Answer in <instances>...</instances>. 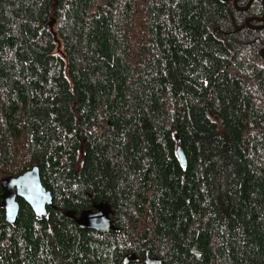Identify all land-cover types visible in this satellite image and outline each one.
Here are the masks:
<instances>
[{"label": "trees", "instance_id": "trees-1", "mask_svg": "<svg viewBox=\"0 0 264 264\" xmlns=\"http://www.w3.org/2000/svg\"><path fill=\"white\" fill-rule=\"evenodd\" d=\"M0 0V264H264L262 0ZM178 147L185 156L183 164ZM105 201L114 229L79 225ZM134 253L138 261H124Z\"/></svg>", "mask_w": 264, "mask_h": 264}, {"label": "water", "instance_id": "water-1", "mask_svg": "<svg viewBox=\"0 0 264 264\" xmlns=\"http://www.w3.org/2000/svg\"><path fill=\"white\" fill-rule=\"evenodd\" d=\"M237 2L238 0H234ZM253 0H248L247 4L245 6H242L241 9H247L251 2ZM263 4V13L261 17H256L257 20H264V0H262ZM249 23V22H248ZM261 27V26H256ZM260 54L262 57H264V46L260 50ZM178 155L181 159V161L185 162V157L180 148L177 149ZM7 182V186H4L5 193L1 195L4 198L3 205L5 206V215H6V221L8 223H12L17 215L18 212V202L16 201L15 195L22 197L26 202H28L33 209H35L38 212V217H41L43 213L45 212V205L49 204L51 202V196L50 192L45 189V187L42 185L39 177V170L37 166H33L21 174L9 177L4 179ZM101 210L96 212V214L89 215V212H82L80 213V218L77 219L79 224L81 225V221L83 220L85 222L83 223L84 226L93 227L95 229L99 230H106L110 228V222L107 219V212H110L108 209V205L106 202H102ZM68 217L73 218L74 213L68 212ZM149 257H145L144 262L147 264H150V261H155L157 264L160 263V260L158 259H152ZM130 259H136L134 254L130 257Z\"/></svg>", "mask_w": 264, "mask_h": 264}, {"label": "bare ground", "instance_id": "bare-ground-1", "mask_svg": "<svg viewBox=\"0 0 264 264\" xmlns=\"http://www.w3.org/2000/svg\"><path fill=\"white\" fill-rule=\"evenodd\" d=\"M239 1V0H238ZM235 2V1H234ZM248 2V1H247ZM235 3H237V2H235ZM252 3V2H251ZM247 4V3H246ZM251 5V4H250ZM245 6V5H244ZM242 7V6H241ZM257 17H261V16H257ZM257 20L256 19V17L255 16H252V17H249V18H247L246 19V22L248 23V22H250L251 20ZM257 21H261V20H257ZM262 21H264V20H262ZM249 24V23H248ZM256 26H261V27H264V24H261V25H255V27ZM260 28V27H259ZM178 148H180V147H178ZM181 149V148H180ZM179 156V155H178ZM185 157V156H184ZM180 158V157H179ZM181 160V159H180ZM182 162V161H181ZM185 162H186V160H185ZM185 162L183 163V164H185ZM33 166H37V165H32L31 167H33ZM31 167H29V168H31ZM38 167V166H37ZM29 168H27V169H29ZM26 169V170H27ZM38 170H39V168H38ZM24 172V171H23ZM21 174V173H20ZM19 175V174H18ZM15 176H17V175H15ZM9 177H14V176H9ZM9 177H3L2 178V181H1V186H2V192H0V206H2V207H4V210L6 211V209H5V206L3 205V201H4V198L1 196V195H3L4 193H5V191H4V186H7V182L4 180V179H6V178H9ZM39 177H40V173H39ZM40 181H41V178H40ZM42 183V182H41ZM42 185L45 187V185L42 183ZM45 189L46 190H48L46 187H45ZM49 192H50V190H48ZM50 196H51V202H52V195H51V192H50ZM17 197H20V196H17V195H15V198H16V201H17ZM22 198V197H21ZM23 199V198H22ZM24 200V199H23ZM25 201V200H24ZM18 202V201H17ZM26 202V201H25ZM51 202L49 203V204H51ZM102 202H105V201H101L99 204H97V205H95V208H97L95 211H92V210H82L80 213H82V212H89V215L91 214V215H93V214H96V212H98L99 210H101V205L103 204ZM26 203H28V202H26ZM29 204V203H28ZM49 204H46L45 205V212L43 213V215L41 216V217H43L45 214H46V206L47 205H49ZM18 205H19V203H18ZM30 205V204H29ZM108 205V204H107ZM30 207H31V205H30ZM31 209H32V211L34 212V214L38 217V212L35 210V209H33L32 207H31ZM99 209V210H98ZM108 209H109V206H108ZM18 210H19V208H18ZM18 213V212H17ZM80 213H79V215L75 218L74 216H73V218L76 220V222L79 224V222L77 221V219H79L80 218ZM110 213H111V210H110V212H107V219L109 220V222H110V228L109 229H106V230H100V231H107V230H110V229H114V227H113V225H112V220H111V218H110ZM68 214V213H67ZM90 215V216H91ZM17 216V215H16ZM41 217H39V218H41ZM16 219V218H15ZM5 220H6V215H5ZM15 221V220H14ZM14 221L12 222V223H14ZM7 222V221H6ZM82 223H81V225L82 226H84V224L83 223H85L86 222V219H85V222L82 220L81 221ZM8 223V222H7ZM12 223H10V224H12ZM80 225V224H79ZM89 227V226H88ZM93 228V227H92ZM95 229V228H94ZM97 230H99V229H97ZM132 254H134V253H131V255H129V256H125L124 257V261H129V260H133V261H138V257L134 254V256H135V258L136 259H130V257L132 256ZM145 257H149L148 255H146ZM145 257H144V259H145ZM150 258V257H149ZM149 258H147V259H149ZM144 259H142V261L144 262ZM152 259H157V258H152ZM150 260V259H149ZM159 260V259H158ZM146 263V262H145ZM150 264H157L155 261H150L149 262ZM160 264V263H159Z\"/></svg>", "mask_w": 264, "mask_h": 264}, {"label": "flooded vegetation", "instance_id": "flooded-vegetation-1", "mask_svg": "<svg viewBox=\"0 0 264 264\" xmlns=\"http://www.w3.org/2000/svg\"><path fill=\"white\" fill-rule=\"evenodd\" d=\"M97 208H95L94 210H96Z\"/></svg>", "mask_w": 264, "mask_h": 264}]
</instances>
